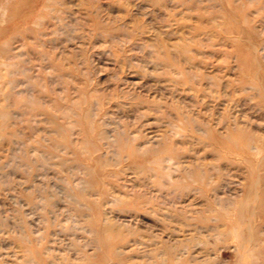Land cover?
<instances>
[{"label": "rangeland", "instance_id": "obj_1", "mask_svg": "<svg viewBox=\"0 0 264 264\" xmlns=\"http://www.w3.org/2000/svg\"><path fill=\"white\" fill-rule=\"evenodd\" d=\"M0 264H264V0H0Z\"/></svg>", "mask_w": 264, "mask_h": 264}, {"label": "bare ground", "instance_id": "obj_2", "mask_svg": "<svg viewBox=\"0 0 264 264\" xmlns=\"http://www.w3.org/2000/svg\"><path fill=\"white\" fill-rule=\"evenodd\" d=\"M103 136H105V133L103 132Z\"/></svg>", "mask_w": 264, "mask_h": 264}]
</instances>
